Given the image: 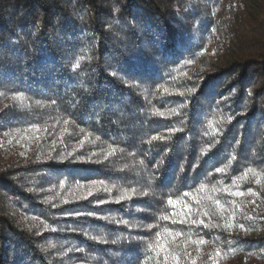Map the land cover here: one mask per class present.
Wrapping results in <instances>:
<instances>
[{
  "label": "trees",
  "instance_id": "16d2710c",
  "mask_svg": "<svg viewBox=\"0 0 264 264\" xmlns=\"http://www.w3.org/2000/svg\"><path fill=\"white\" fill-rule=\"evenodd\" d=\"M0 264H264V0H0Z\"/></svg>",
  "mask_w": 264,
  "mask_h": 264
},
{
  "label": "snow or ice",
  "instance_id": "6c2138e0",
  "mask_svg": "<svg viewBox=\"0 0 264 264\" xmlns=\"http://www.w3.org/2000/svg\"><path fill=\"white\" fill-rule=\"evenodd\" d=\"M76 66H78V64H77V65H74L73 67H76ZM160 115H163V114L161 113ZM231 119H232V118L229 117V120H231ZM151 139H152L153 141H155V140H157V139L163 140L164 138H163V137H156V136H153ZM207 151H208V149L205 150V152H207ZM233 159H235V157H233ZM161 163H162V162H161ZM218 171H222V169H218ZM141 195H145V194L142 193ZM169 203L171 204L172 201L170 200ZM149 227H151V225H150ZM241 228H243V225H241Z\"/></svg>",
  "mask_w": 264,
  "mask_h": 264
}]
</instances>
